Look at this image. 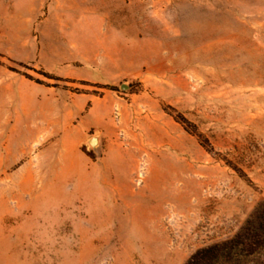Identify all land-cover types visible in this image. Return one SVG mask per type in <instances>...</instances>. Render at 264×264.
Segmentation results:
<instances>
[{
	"label": "rangeland",
	"instance_id": "374dc122",
	"mask_svg": "<svg viewBox=\"0 0 264 264\" xmlns=\"http://www.w3.org/2000/svg\"><path fill=\"white\" fill-rule=\"evenodd\" d=\"M258 204L264 0H0V264H185Z\"/></svg>",
	"mask_w": 264,
	"mask_h": 264
},
{
	"label": "trees",
	"instance_id": "16d2710c",
	"mask_svg": "<svg viewBox=\"0 0 264 264\" xmlns=\"http://www.w3.org/2000/svg\"><path fill=\"white\" fill-rule=\"evenodd\" d=\"M264 258V205L258 204L252 215L229 240L196 251L185 264H214L220 259L254 262Z\"/></svg>",
	"mask_w": 264,
	"mask_h": 264
},
{
	"label": "water",
	"instance_id": "95a60500",
	"mask_svg": "<svg viewBox=\"0 0 264 264\" xmlns=\"http://www.w3.org/2000/svg\"><path fill=\"white\" fill-rule=\"evenodd\" d=\"M121 89H126L127 86L121 85ZM86 144L91 148V150L95 153L98 154L99 152V140L97 137H91L87 140Z\"/></svg>",
	"mask_w": 264,
	"mask_h": 264
}]
</instances>
